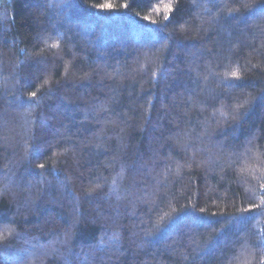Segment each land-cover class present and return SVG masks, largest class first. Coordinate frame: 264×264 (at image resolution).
<instances>
[{
	"label": "trees",
	"instance_id": "trees-1",
	"mask_svg": "<svg viewBox=\"0 0 264 264\" xmlns=\"http://www.w3.org/2000/svg\"><path fill=\"white\" fill-rule=\"evenodd\" d=\"M0 264H264V0H0Z\"/></svg>",
	"mask_w": 264,
	"mask_h": 264
},
{
	"label": "snow or ice",
	"instance_id": "snow-or-ice-1",
	"mask_svg": "<svg viewBox=\"0 0 264 264\" xmlns=\"http://www.w3.org/2000/svg\"><path fill=\"white\" fill-rule=\"evenodd\" d=\"M232 75H233V76H236V73H235V72H233V73H232ZM33 95H35V94H33ZM41 167H43V165H41Z\"/></svg>",
	"mask_w": 264,
	"mask_h": 264
}]
</instances>
